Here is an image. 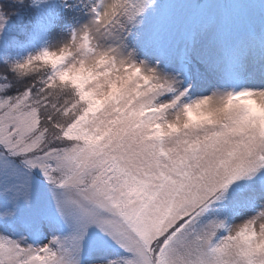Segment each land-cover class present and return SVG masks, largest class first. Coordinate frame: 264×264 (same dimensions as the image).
Returning a JSON list of instances; mask_svg holds the SVG:
<instances>
[{
    "label": "snow or ice",
    "instance_id": "6c2138e0",
    "mask_svg": "<svg viewBox=\"0 0 264 264\" xmlns=\"http://www.w3.org/2000/svg\"><path fill=\"white\" fill-rule=\"evenodd\" d=\"M0 264H264V0H0Z\"/></svg>",
    "mask_w": 264,
    "mask_h": 264
}]
</instances>
